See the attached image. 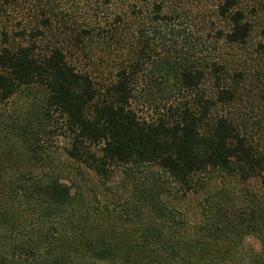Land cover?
<instances>
[{"label":"trees","instance_id":"trees-1","mask_svg":"<svg viewBox=\"0 0 264 264\" xmlns=\"http://www.w3.org/2000/svg\"><path fill=\"white\" fill-rule=\"evenodd\" d=\"M139 1L151 7V20L119 15V26L101 36L110 56L112 47L135 48L105 90L61 48L41 46L38 31L37 42L0 46V105L18 92L38 97L29 111L0 110V264H264V149L247 144L230 117L207 122L215 107L237 98L224 86L228 60L208 62L195 46L177 51L175 43L156 61L171 17L163 0ZM238 8L237 0L217 7L228 29L216 30L214 42H247L251 24ZM130 19L139 28L128 45ZM149 65L190 91L212 69L216 92L147 122L129 104L133 79ZM51 109L65 117L71 137L63 166L41 144ZM114 167L124 168L121 193L108 184Z\"/></svg>","mask_w":264,"mask_h":264},{"label":"rangeland","instance_id":"rangeland-1","mask_svg":"<svg viewBox=\"0 0 264 264\" xmlns=\"http://www.w3.org/2000/svg\"><path fill=\"white\" fill-rule=\"evenodd\" d=\"M163 2L165 12H168L167 16L171 20L163 25L165 47L163 50L157 48L156 61L159 57L163 59L165 51L175 43L177 46L172 48L177 51H181V47L188 50L189 45L195 46V55L208 62L214 57L228 60L226 67L229 76L224 86L235 90L237 98L229 105L215 107L207 122L210 123L216 116L230 117L238 125L247 144L255 150L264 149V0H237L252 31L244 45L233 47L214 42L216 30L228 29V24L215 16L217 7L223 0ZM134 13L142 15L144 21L153 17L151 7L139 0H0V46H24L37 42L31 34L38 31L41 34V46L61 48L71 65L78 71L87 72L92 76L95 86L105 90L115 81V72L124 64L130 63L128 54L135 48L125 46L116 52L112 47L110 52L113 50V53L110 56L101 36L108 29L119 26L115 21L117 16L134 18ZM126 22L135 24L133 28L130 25L134 32L129 31V45L137 42L131 34L138 30L139 24L135 23L138 22L137 19ZM87 30L93 38L86 37ZM134 55L135 52L132 53L131 60ZM208 62L206 63L209 64ZM204 70L207 72L206 78L200 88L190 91L177 85L173 79L163 77L160 69L144 66L131 84L132 99L129 105L138 118L147 122L166 120L174 116L177 110L191 107L193 101L195 104L196 97L207 98L215 94L212 69ZM238 72L243 74L242 79L235 77ZM36 99L38 97L33 94L28 97L18 92L10 100L3 102L0 110L5 114L16 110L20 114L29 111L28 108H32ZM45 126L46 130L40 137L45 154L54 160L58 159L61 166L69 164L65 152L69 148L71 137L65 117L51 109ZM73 167L77 168V165ZM123 169L114 167L112 179L108 183L112 191L121 193L124 189ZM152 170L159 171L155 167ZM88 174L98 185V178H94L91 172ZM249 187L257 190L258 181L251 180ZM193 199L195 200L191 204L195 205L198 199L195 196ZM248 245L258 248L257 242L252 238L248 239Z\"/></svg>","mask_w":264,"mask_h":264}]
</instances>
